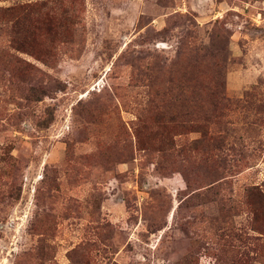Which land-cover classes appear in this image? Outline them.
I'll return each mask as SVG.
<instances>
[{"label": "rangeland", "instance_id": "obj_1", "mask_svg": "<svg viewBox=\"0 0 264 264\" xmlns=\"http://www.w3.org/2000/svg\"><path fill=\"white\" fill-rule=\"evenodd\" d=\"M0 264H264V0H0Z\"/></svg>", "mask_w": 264, "mask_h": 264}]
</instances>
